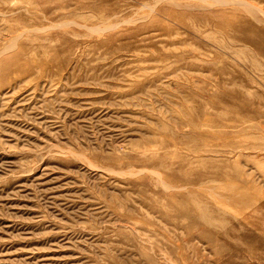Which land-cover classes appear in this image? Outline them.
I'll use <instances>...</instances> for the list:
<instances>
[{
  "label": "rangeland",
  "instance_id": "rangeland-1",
  "mask_svg": "<svg viewBox=\"0 0 264 264\" xmlns=\"http://www.w3.org/2000/svg\"><path fill=\"white\" fill-rule=\"evenodd\" d=\"M0 264H264V0H0Z\"/></svg>",
  "mask_w": 264,
  "mask_h": 264
}]
</instances>
